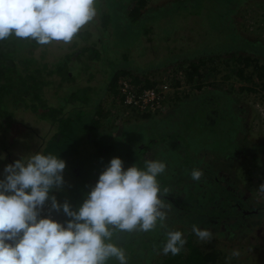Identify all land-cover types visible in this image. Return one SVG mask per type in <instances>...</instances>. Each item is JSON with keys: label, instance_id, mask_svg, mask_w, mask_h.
I'll list each match as a JSON object with an SVG mask.
<instances>
[{"label": "rangeland", "instance_id": "rangeland-1", "mask_svg": "<svg viewBox=\"0 0 264 264\" xmlns=\"http://www.w3.org/2000/svg\"><path fill=\"white\" fill-rule=\"evenodd\" d=\"M261 1L147 0L142 17L131 22L127 13L133 0H96L97 15L83 27L91 31L87 38L77 35L71 44L53 42L34 49L38 58L50 63L68 58L72 64L71 78L62 79L56 72L47 76L50 81L44 93L50 104L59 106L63 97L75 91L78 99L63 105L64 114L73 113V133L65 131L63 138L56 139L58 122L39 118L20 104L12 124L4 129L0 125V180L5 178L4 168L18 159L38 152L54 155L66 162L64 184L59 190L52 189L49 196L54 195L61 205L67 201L72 210H78L91 191L88 174L94 175V187L112 158L135 163L143 170L146 161H162L166 170L157 177L163 194L160 197L171 208L164 209L166 220L157 221L149 231L154 233L151 240L147 232L114 231L111 242L124 250L127 264L165 261L172 255L162 253L169 231L183 233L187 241L183 252L194 244L214 253L209 264H264V211L238 216L242 201L252 208L264 206L260 188L264 184ZM89 44L101 45L99 58L89 57L90 51L79 58L76 50ZM70 52L74 56L67 57ZM199 59L204 62L202 74L190 76V62ZM123 65L131 72L120 74L116 85L110 84L113 68ZM124 78L138 86H144L147 80L154 84L167 81L175 89L170 90L158 111H141L124 105L119 87ZM220 96L222 100H218ZM98 101L102 113L93 110L92 114L100 119L99 126L90 125L86 131L83 123L91 118L92 105ZM198 112L203 119L196 125L190 116ZM78 113L82 114L81 121ZM167 133L173 137L163 141ZM147 143L157 144V154L144 155L145 160L143 145ZM179 162L192 167L182 166L170 182L167 178ZM131 166L123 164L125 170ZM193 169L202 170L200 180L191 178ZM189 188L197 192V197L188 192ZM195 203L219 212L211 218L201 212L186 216ZM193 225L210 229L211 242H201L192 231ZM233 250L240 252L239 257L228 259ZM105 264L119 261L110 258Z\"/></svg>", "mask_w": 264, "mask_h": 264}, {"label": "clouds", "instance_id": "clouds-1", "mask_svg": "<svg viewBox=\"0 0 264 264\" xmlns=\"http://www.w3.org/2000/svg\"><path fill=\"white\" fill-rule=\"evenodd\" d=\"M95 5L96 0H0V41L14 35L40 45L71 44L96 17ZM65 167L64 160L38 152L4 168L0 264H105L110 258L127 264L124 250L111 242L114 231L149 232L166 220L164 209L171 204L161 199L157 180L166 170L164 162L149 160L144 170L135 165L125 170L119 157L112 158L78 210L49 196L62 188ZM202 175V170L191 172L196 181ZM260 188L264 191V184ZM49 200V213L62 209L70 218L66 225L41 217ZM192 231L201 242L213 239L210 229L193 225ZM186 243L181 231H169L162 253L178 255ZM239 255L233 250L228 259Z\"/></svg>", "mask_w": 264, "mask_h": 264}, {"label": "trees", "instance_id": "trees-1", "mask_svg": "<svg viewBox=\"0 0 264 264\" xmlns=\"http://www.w3.org/2000/svg\"><path fill=\"white\" fill-rule=\"evenodd\" d=\"M134 4L131 6L130 10L127 13V16L131 22H136L139 20L140 17H142V9L146 5L147 0H133ZM126 3V0H125ZM101 15V14H100ZM103 17H105V21L107 22V15L105 13L102 14ZM82 28L78 35L82 36L83 38H87V35L90 34V30ZM98 31V30H96ZM94 32V31H93ZM92 32V33H93ZM102 34V33H100ZM104 39V37H103ZM102 39V40H103ZM102 40H99V42L102 44ZM98 41V40H95ZM94 41V42H95ZM36 41L31 40V39H20L15 37L14 35L0 41V125H2V128L7 127L12 124L13 117L15 115V111L18 107H20V104H23L24 107L30 109L33 113H35L39 118L42 119H48L53 123L58 122V129L59 132L56 135V139H61L62 133L63 132H71L73 133L74 128L72 125H74L72 118L73 113L69 112L68 114L63 113V105L67 103L70 99L74 101V99H78L76 96L75 91L71 92L70 94H67L65 97H63V103H61L59 106L52 105L48 102L45 93H44V87L47 85V83L50 81L47 79L48 75H51L53 73H59L62 75V79L66 78H71L69 72L71 70L72 64L68 63L67 59L62 60L59 62V59L56 60L53 63H50L49 61H45L43 59L38 58L34 54V49L39 46ZM100 46H95V45H85L83 49L76 50V53H78L79 58H81V55L84 54L86 51H90L89 54H91L89 57L96 59L101 56L100 54ZM27 50V54L24 53V51ZM75 53V55H76ZM74 52L67 53V57H72ZM240 55H238L237 59H239ZM246 58V61L248 63L249 59ZM204 63L199 59L198 61H191L190 68L188 69V74L191 76L192 74L198 73L199 75L202 74L200 72L201 70V64ZM190 70V71H189ZM131 71L126 68V66H122L120 68L114 67L113 68V74L110 77V84H117L119 80L120 74H126L130 73ZM264 74V72H262ZM155 82H152L150 80H147L145 85H153ZM87 88V87H86ZM89 89V88H87ZM223 96H220V99L222 100ZM195 103V102H193ZM187 104V103H186ZM184 104V105H186ZM97 105V106H96ZM184 105L182 107H184ZM92 110H91V118L87 120V122L83 123V128L87 131L89 129V126L92 125L93 127L96 125L99 126L100 119L96 118L93 116L92 111L95 110L97 112H101V104L100 101L96 102V104L92 105ZM94 106H96V109ZM190 106V105H187ZM193 108V107H191ZM197 108V107H195ZM205 109V108H204ZM190 110V109H189ZM210 111L208 108L206 109ZM211 112V111H210ZM76 114V112H75ZM210 114H213L211 112ZM81 115L78 113L76 116L78 119L81 121ZM191 115V114H190ZM188 115V117L190 116ZM200 112L196 113L194 116H190V120L194 122L196 125L198 123H201L203 116ZM89 121V122H88ZM83 122V121H82ZM81 122V124H82ZM205 122V121H204ZM76 124V123H75ZM205 124V123H204ZM1 127V126H0ZM166 137H164L165 139ZM156 144V143H154ZM153 144L147 143L143 145L144 151H143V158L145 159V152L147 149L152 147ZM103 151V148H101ZM106 151V150H104ZM57 155H60L57 154ZM146 160V159H145ZM100 162V161H98ZM98 162H96V166L98 165ZM125 165H135L139 169L143 170L140 168L137 164L135 163H130V162H124L122 161ZM98 168V167H97ZM96 169V168H95ZM182 170V169H181ZM88 174V173H87ZM94 174V172H93ZM179 174V172L177 173ZM88 182L91 181L94 175L88 174ZM166 177V175H164ZM176 176V174H172L170 178H167L170 182L173 180V178ZM160 178V177H159ZM90 183V182H89ZM161 183H163L161 181ZM94 183L92 182L90 184V187ZM160 185V184H159ZM90 188V189H91ZM161 188V186H160ZM190 191L192 192L190 194H195L197 197V192L193 191L191 188H189ZM223 192H227L225 189ZM230 195H234L231 192H228ZM163 196V194H160ZM177 197V196H176ZM175 200V199H174ZM178 200V198H176ZM180 201V200H179ZM195 202V201H194ZM192 202V204L194 203ZM197 203V201H196ZM196 203L191 207L189 211L185 214L186 216L190 215H202L204 213H207L208 216L211 218L213 213L216 210H209L207 211L205 208H202L200 206H197ZM196 207H199L200 209L197 210ZM246 209H251L254 211V213H260V211H264V206L260 207H249L245 206ZM243 207V209L245 208ZM202 214H201V213ZM241 211H238V214H240ZM222 213V212H220ZM58 215H60L62 218H65L69 220V218L66 217L65 214H61L58 211ZM212 217H215L212 216ZM197 220H200L198 218ZM153 231V230H152ZM148 235H151L150 240L153 238L154 233L152 232L151 234L147 232ZM129 236V234H128ZM188 238V235H187ZM138 243V242H137ZM136 244V243H135ZM137 245V244H136ZM189 251L183 252L181 251L178 255H171L169 256L165 261H163L161 264H209V259L214 258V253L209 252V251H203L200 249L199 246L190 244L189 245ZM144 257V256H142Z\"/></svg>", "mask_w": 264, "mask_h": 264}, {"label": "built area", "instance_id": "built-area-1", "mask_svg": "<svg viewBox=\"0 0 264 264\" xmlns=\"http://www.w3.org/2000/svg\"><path fill=\"white\" fill-rule=\"evenodd\" d=\"M119 83L124 105L141 111H158V109L163 107V102L170 90L173 91L175 89L167 81L148 86H138L130 79L124 78ZM50 206L51 201L49 200L41 210V217L50 215L55 221L66 225L67 219L58 215V211L52 210L49 213Z\"/></svg>", "mask_w": 264, "mask_h": 264}, {"label": "crops", "instance_id": "crops-1", "mask_svg": "<svg viewBox=\"0 0 264 264\" xmlns=\"http://www.w3.org/2000/svg\"><path fill=\"white\" fill-rule=\"evenodd\" d=\"M263 1V2H262ZM261 1V3L262 4H264V0H262ZM264 14V10H262L261 11V16ZM264 18V17H263ZM171 133L172 132H174V130H172V131H170ZM170 133V135L167 133V135H166V138L165 139H172V137H173V134H171ZM165 139H163V141L165 140ZM176 139V137L173 139L174 141H176L175 140ZM162 141V142H163ZM161 142V143H162ZM171 143H172V140H171ZM181 143V142H180ZM182 143H184L183 141H182ZM182 143L181 144H179V146L180 145H182ZM170 145H172V144H170ZM170 147H172V146H170ZM156 150H157V144H154L152 147H150L149 149H147L146 150V152H145V156H148L149 155V153H153L154 155H156L157 154V152H156ZM171 152L173 153L171 156H173L174 154H175V148H172L171 149ZM148 158V157H147ZM124 164V163H123ZM125 165V164H124ZM178 166L177 167H174V169L173 170H171V171H173V174H176V176H177V173H178V169H180V168H182V166H184L183 167V169L184 168H190V167H192V165L191 164H189V165H187V164H184L183 162H179V164H177ZM99 168V167H98ZM96 171H99V169H97ZM182 171V170H181ZM95 176H96V178L98 177V175L95 173ZM92 182L93 183H95L94 182V178L92 179ZM90 187V186H89ZM91 188V187H90ZM92 188H93V186H92ZM92 188H91V190H92ZM87 198V197H86ZM61 214H62V210H60L59 211Z\"/></svg>", "mask_w": 264, "mask_h": 264}, {"label": "flooded vegetation", "instance_id": "flooded-vegetation-1", "mask_svg": "<svg viewBox=\"0 0 264 264\" xmlns=\"http://www.w3.org/2000/svg\"><path fill=\"white\" fill-rule=\"evenodd\" d=\"M239 201V200H238ZM242 203V204H241ZM246 205L244 204V201H242V202H240V204H238V207H239V210L238 211H241L240 212V214H238V216L239 215H247L248 213H250V212H254V211H252L251 209H246V207H245ZM243 207H245L244 209H243ZM210 221H211V219H210Z\"/></svg>", "mask_w": 264, "mask_h": 264}]
</instances>
